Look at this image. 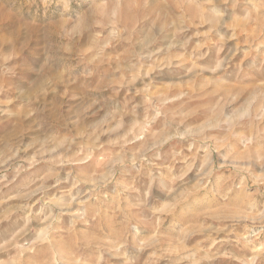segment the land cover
I'll return each mask as SVG.
<instances>
[{
  "label": "rangeland",
  "instance_id": "1",
  "mask_svg": "<svg viewBox=\"0 0 264 264\" xmlns=\"http://www.w3.org/2000/svg\"><path fill=\"white\" fill-rule=\"evenodd\" d=\"M0 264H264V0H0Z\"/></svg>",
  "mask_w": 264,
  "mask_h": 264
}]
</instances>
